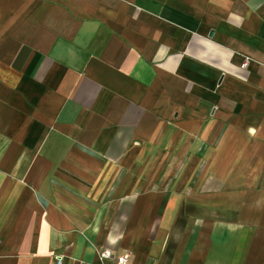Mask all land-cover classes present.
Wrapping results in <instances>:
<instances>
[{
	"label": "crops",
	"instance_id": "0c3cea01",
	"mask_svg": "<svg viewBox=\"0 0 264 264\" xmlns=\"http://www.w3.org/2000/svg\"><path fill=\"white\" fill-rule=\"evenodd\" d=\"M264 264V0H0V264Z\"/></svg>",
	"mask_w": 264,
	"mask_h": 264
},
{
	"label": "built area",
	"instance_id": "2783aa9c",
	"mask_svg": "<svg viewBox=\"0 0 264 264\" xmlns=\"http://www.w3.org/2000/svg\"><path fill=\"white\" fill-rule=\"evenodd\" d=\"M98 257L101 262L110 260L112 264H133L129 252L120 255H113L109 249L103 248L98 252ZM50 264H63V255H54Z\"/></svg>",
	"mask_w": 264,
	"mask_h": 264
}]
</instances>
